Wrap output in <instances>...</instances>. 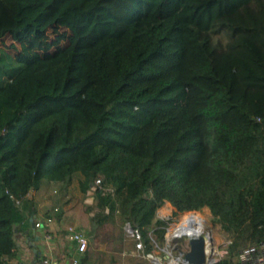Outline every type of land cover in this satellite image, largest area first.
Listing matches in <instances>:
<instances>
[{
	"label": "trees",
	"instance_id": "trees-1",
	"mask_svg": "<svg viewBox=\"0 0 264 264\" xmlns=\"http://www.w3.org/2000/svg\"><path fill=\"white\" fill-rule=\"evenodd\" d=\"M54 24L72 32L55 54L0 51V264L41 211L32 194L74 176L112 189L90 235L119 215L163 243L167 201L209 209L229 240L214 264L264 241V0H0V38Z\"/></svg>",
	"mask_w": 264,
	"mask_h": 264
},
{
	"label": "rangeland",
	"instance_id": "rangeland-1",
	"mask_svg": "<svg viewBox=\"0 0 264 264\" xmlns=\"http://www.w3.org/2000/svg\"><path fill=\"white\" fill-rule=\"evenodd\" d=\"M71 39L72 32L67 26L54 24L50 26L40 38H35L31 30L28 29L9 33L0 38V51L5 52L17 62H30L40 57H47L55 54L67 46ZM77 181L78 178L74 176L68 183H43L41 187L34 192L37 196L40 192L39 199L42 200V206L40 207L41 211L47 209L53 219H56L57 216H62V219H65L68 225L67 228L72 227L75 231H77L75 222L66 219V215L70 214V209L78 212L77 225L80 227H85L84 225H87L86 218L88 217V213H91L90 207H85L82 202L83 194L78 189ZM178 209L179 208H175L167 201L157 208L156 216L167 221L164 239L166 235L174 233L171 226L180 221L183 212H178ZM41 211L38 214H43ZM194 211H197V213L204 218L203 229L210 233L213 246L219 251V255L223 254V252L226 251L229 240L220 230L219 224H215L212 221V215L209 209L204 207L202 210ZM122 226L123 219L119 215H116L112 222H107L98 228L96 238L91 242L89 249L92 255H97L95 260L98 261L97 264L125 263V259L127 258L126 254L121 253V250H116L117 245L123 242L122 237L125 236ZM170 230L172 232H170ZM80 233L85 234L83 231H80ZM98 242L105 244L104 250H101L102 248L98 250ZM224 253L226 254V252Z\"/></svg>",
	"mask_w": 264,
	"mask_h": 264
},
{
	"label": "crops",
	"instance_id": "crops-1",
	"mask_svg": "<svg viewBox=\"0 0 264 264\" xmlns=\"http://www.w3.org/2000/svg\"><path fill=\"white\" fill-rule=\"evenodd\" d=\"M32 195L35 196L36 205L40 209V207L42 206V200L39 199L40 192L38 196L35 194ZM83 198L84 194L82 195V202L84 203L85 207H90L92 202H85L83 201ZM141 198H153V194L149 186L145 187L142 190L138 199ZM92 212L93 210H91V213ZM91 213H88V216ZM41 215L46 216L44 214ZM41 215L38 214L37 216ZM77 216H79L78 212H76V210L70 209V214L66 215V219H70L75 222V228L77 229V231L85 232L86 235H84L88 239V244L87 248L84 251H78L75 244L69 240V227L67 228L68 225L66 224L65 219H62V216H57L58 218L56 217V219H53L51 216H47L50 217L51 220L47 223H44L41 228H34L32 221H30L31 223L29 229L25 233H17L15 235V255L12 257L6 256L4 258L5 264H36L38 258L43 255H48L51 258L53 264H71L72 259H77V261L80 263L83 258H85L88 264H97L98 261H95L97 255H92L89 252L91 242L96 238V234L90 235L88 233V217L86 218L87 225H84L85 227H80L77 225ZM45 232H48L50 234V238L44 239L43 235ZM122 238L124 247L122 246V243H120L119 245H117L116 250H121V253L126 254L127 258L125 259L124 264H136L142 260V264H149L147 260L132 254V251L134 249V241L131 238H128L126 236H123ZM97 248L98 250L101 248V250H104L105 244L98 242ZM37 255H39L38 258Z\"/></svg>",
	"mask_w": 264,
	"mask_h": 264
},
{
	"label": "built area",
	"instance_id": "built-area-1",
	"mask_svg": "<svg viewBox=\"0 0 264 264\" xmlns=\"http://www.w3.org/2000/svg\"><path fill=\"white\" fill-rule=\"evenodd\" d=\"M107 190L112 191V189L102 185L100 177H96L87 188L84 195V201L93 202V197L96 193L103 194ZM10 196L14 197L12 194H10ZM15 203L18 204L19 200L15 199ZM105 211L108 212V208H105ZM50 220L51 218L47 216H36L32 219L33 227L39 229L44 223H47ZM122 228L125 236L134 241V249L132 251L133 255L147 260L149 264H183L177 251L173 249L167 241V238L170 235H166L163 243L161 244L158 243L151 235V232H149L148 237L150 240V247L147 249L141 230L137 224L133 223L131 220H126L124 221ZM68 230L70 232L69 240L75 244L78 251H84L88 244L87 237L83 233L73 230L72 227H69ZM43 236L44 239L50 238V234L48 232H45ZM224 252H227V250ZM224 252L219 255V251L215 246H213V255L209 261L210 263H208L214 264L225 254ZM36 264H53V262L48 255H43L38 258ZM71 264H79V262L77 259H72ZM235 264H264V241L240 248L238 251V260Z\"/></svg>",
	"mask_w": 264,
	"mask_h": 264
},
{
	"label": "water",
	"instance_id": "water-1",
	"mask_svg": "<svg viewBox=\"0 0 264 264\" xmlns=\"http://www.w3.org/2000/svg\"><path fill=\"white\" fill-rule=\"evenodd\" d=\"M167 241L177 251L183 264H207L212 258L213 242L206 230L173 233Z\"/></svg>",
	"mask_w": 264,
	"mask_h": 264
},
{
	"label": "bare ground",
	"instance_id": "bare-ground-1",
	"mask_svg": "<svg viewBox=\"0 0 264 264\" xmlns=\"http://www.w3.org/2000/svg\"><path fill=\"white\" fill-rule=\"evenodd\" d=\"M159 212H162V211H159ZM203 226H204V218L200 216L197 213V211H185L182 213L179 223L173 224L171 228L176 233L184 232V231L196 232V231L204 230ZM170 232L172 231L170 230Z\"/></svg>",
	"mask_w": 264,
	"mask_h": 264
}]
</instances>
